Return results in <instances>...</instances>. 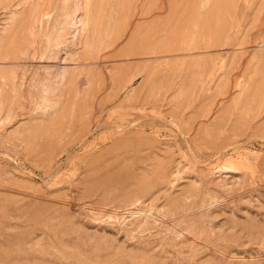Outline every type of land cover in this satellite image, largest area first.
Wrapping results in <instances>:
<instances>
[{"label":"rangeland","instance_id":"obj_1","mask_svg":"<svg viewBox=\"0 0 264 264\" xmlns=\"http://www.w3.org/2000/svg\"><path fill=\"white\" fill-rule=\"evenodd\" d=\"M0 264H264V0H0Z\"/></svg>","mask_w":264,"mask_h":264}]
</instances>
